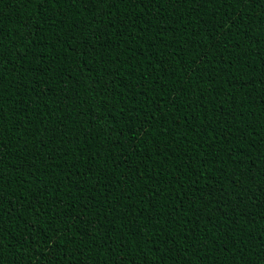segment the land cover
Instances as JSON below:
<instances>
[{
    "label": "trees",
    "instance_id": "trees-1",
    "mask_svg": "<svg viewBox=\"0 0 264 264\" xmlns=\"http://www.w3.org/2000/svg\"><path fill=\"white\" fill-rule=\"evenodd\" d=\"M0 264H264V0H0Z\"/></svg>",
    "mask_w": 264,
    "mask_h": 264
},
{
    "label": "snow or ice",
    "instance_id": "snow-or-ice-1",
    "mask_svg": "<svg viewBox=\"0 0 264 264\" xmlns=\"http://www.w3.org/2000/svg\"><path fill=\"white\" fill-rule=\"evenodd\" d=\"M44 2V0H41V3H43ZM144 2L145 3H152V2H154V0H144Z\"/></svg>",
    "mask_w": 264,
    "mask_h": 264
}]
</instances>
